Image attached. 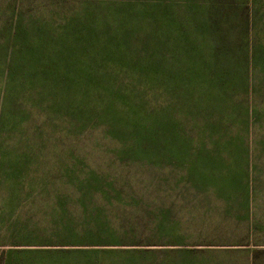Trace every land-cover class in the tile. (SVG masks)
Returning a JSON list of instances; mask_svg holds the SVG:
<instances>
[{"label":"rangeland","instance_id":"obj_1","mask_svg":"<svg viewBox=\"0 0 264 264\" xmlns=\"http://www.w3.org/2000/svg\"><path fill=\"white\" fill-rule=\"evenodd\" d=\"M5 27L24 31L37 56L57 52L60 67L54 64V78L64 65L59 50L69 47L66 58L76 86L72 102L78 107V99L83 102L77 89L83 86L86 114L98 111L105 117L78 133L54 99H31L27 89L7 100L3 112H9L11 122L0 126V264H75L71 258L13 252L41 249L25 242L28 236L35 242L48 237L44 230L54 215V201H46L42 191L70 192L76 183L66 179L67 173L77 179L95 173L108 187L120 189L121 227L143 223L149 208L166 207L183 233L216 239L217 246L187 247L212 249L205 264H250L249 253H227L238 248L224 237L243 239L244 230L223 217L224 202L213 195L205 202L195 195L185 160L218 156L216 187L211 188L231 197L235 193L228 175L234 172L246 181L245 149L251 147L256 167L251 219L264 223V149L255 154V143L264 141V0H0V33ZM2 45L3 39L1 75V62L8 59ZM252 48L257 53L253 69ZM95 93L102 94V104L96 98L99 103L92 105ZM62 96L58 94L59 105ZM113 117L130 145L148 140L156 130L158 140L180 152L172 162L161 153L153 165L120 161V143L106 135ZM217 145L218 150L212 149ZM201 176L207 180L206 173ZM134 196L131 206L128 199Z\"/></svg>","mask_w":264,"mask_h":264},{"label":"trees","instance_id":"obj_2","mask_svg":"<svg viewBox=\"0 0 264 264\" xmlns=\"http://www.w3.org/2000/svg\"><path fill=\"white\" fill-rule=\"evenodd\" d=\"M252 2L253 0H250L251 4ZM211 25H214L213 21H211ZM1 39H3L2 48L8 59L1 62L3 74H0V126H6L7 121L11 122L8 116L9 112L5 113V110L3 112L7 100L9 101L10 97L13 98L16 91L27 89L33 93L31 96L27 95L31 99L34 95L44 99L47 97L54 99V105H58L62 116L65 115L67 120L73 121V130L78 133L86 130L88 124H92V127L98 126L99 123L96 120L104 119L105 115H98V111L92 112L91 115L86 114L87 103L85 102L88 91L83 86L79 85L77 88L83 93L80 95L83 97V102L80 98L78 99L79 107L71 100L72 91L76 89V86L71 82L69 63L66 58V53L70 50L69 47L59 50L64 65L60 74L57 73L54 78L51 74L54 64L60 67L55 61V56H57L55 50L49 55L37 56L35 47L27 41L24 31L20 29L11 31L5 27L0 33ZM262 39L260 37L258 39L261 41L260 44H262ZM256 54V50L252 48L250 51L252 69L257 61ZM61 92H63V96L59 105L58 94ZM54 94H56L55 97ZM101 95V93L91 95L92 105L99 102L102 104L103 97ZM81 102L82 105H80ZM105 109L107 110L108 107ZM10 114L12 118H15V114ZM19 115H23V118L25 116L24 113ZM114 118L107 126L106 135L120 143L121 150L117 152L120 161L123 159L132 163L153 165L160 161L159 154L161 153L168 154L170 162H172L174 154L180 152L177 148L165 146V144H169L168 141L163 144L158 140L159 132L156 130L151 132L148 140H140L136 144L130 145L128 140L122 138L121 131H119L121 127ZM209 128L207 127L206 130ZM204 133L207 134V131ZM263 142L255 143V146L258 147L255 154L264 149ZM187 143L189 144V142ZM188 146L190 152L194 151L192 144ZM200 149L203 150V148ZM212 149L218 150V145ZM237 150L236 147L235 151L237 152ZM245 151V161L248 167L246 181L242 180L241 176L234 175V172L228 175V187H234L233 192L235 193L231 197H228L220 188H211L216 187L214 182L216 174L213 170L215 164L218 163L216 159L218 156L201 154L200 157L199 154L194 156L189 163L185 160V166L187 177L191 185L194 186L191 190L195 195H201L202 201L205 202L211 200V195L224 202L220 207L223 217L244 230L245 238L243 239L233 235L224 237L227 243L231 244L229 246L238 248L236 249L238 251H228L227 253H245L247 255L249 253V263L260 264L264 255V223L251 219L255 184L253 175L256 172V167L254 162H251L254 154L252 148L246 147ZM201 172L208 175L206 181L201 176ZM70 177L73 184L76 183L70 192L63 193V191L52 190L48 187L42 191V196L46 198V201H54L52 210H50V212H54V215L51 217L49 226L44 230L48 237L45 240L36 239L39 241L35 242L31 241V237L28 236L27 242H25L28 246L34 244L33 246H39L41 249H13V252L16 251L20 255L38 259L63 260L71 258L75 264H205L204 260L208 257L207 255L215 253L212 249L200 251L188 249L187 247L193 244L205 247L217 246L216 239H213L214 237L199 238L195 237L196 235L190 236L183 233L182 225L173 218L171 209L166 207L155 212L150 211V208L147 209L145 212L148 214V218L138 224L139 226L136 225L137 223L129 222L121 227V199L124 200V197L120 189L108 187L107 180L95 173H89L84 178L78 177V179L75 175L71 176L70 173H67L66 179ZM20 180L21 177H18V181ZM238 192V197H236ZM128 200L131 206H135L137 201L135 196ZM48 247H52V249H44ZM110 247H137L138 249H109ZM154 247L156 248L154 249ZM159 259L161 260L159 261Z\"/></svg>","mask_w":264,"mask_h":264}]
</instances>
